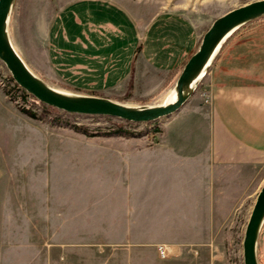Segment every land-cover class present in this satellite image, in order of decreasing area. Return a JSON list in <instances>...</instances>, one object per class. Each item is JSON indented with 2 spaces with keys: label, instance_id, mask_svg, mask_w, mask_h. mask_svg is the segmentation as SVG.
Here are the masks:
<instances>
[{
  "label": "crops",
  "instance_id": "crops-1",
  "mask_svg": "<svg viewBox=\"0 0 264 264\" xmlns=\"http://www.w3.org/2000/svg\"><path fill=\"white\" fill-rule=\"evenodd\" d=\"M178 2L70 0L53 21L48 71L82 94L115 101L127 91L140 102L171 88L201 40L196 22ZM237 29L210 63L204 91L192 92L156 138H100L114 142L113 152L90 156L98 168L113 169V183L68 186L69 202L78 201V192L87 194L84 204L98 202V224L107 222L101 204L113 201V224L128 226L117 240L159 241L171 248L168 255H181L202 241L189 236L188 227L203 224L202 212L213 219L216 209L237 207L227 186H238V198L250 194L248 170L264 166V19ZM235 177L242 180L234 182ZM174 210L181 222L174 220ZM172 224H180L187 235L171 237ZM136 225L145 231L138 234ZM257 247L264 260V222ZM65 253L59 249L57 260Z\"/></svg>",
  "mask_w": 264,
  "mask_h": 264
},
{
  "label": "rangeland",
  "instance_id": "rangeland-1",
  "mask_svg": "<svg viewBox=\"0 0 264 264\" xmlns=\"http://www.w3.org/2000/svg\"><path fill=\"white\" fill-rule=\"evenodd\" d=\"M69 1L13 0L7 31L13 46L36 75L46 76L49 79L46 83L59 91L82 94L48 71L53 21L61 6ZM246 1L249 0H179L178 3L196 22L202 36L214 18ZM262 19L264 15L259 17ZM219 51L220 48L192 83V92L197 88L204 91L208 68ZM174 85L140 102L131 99L127 91L119 101L136 106L160 103ZM17 102L28 110L20 108ZM49 115L58 117V122H50ZM166 119L163 116L144 123L105 114L50 110L15 82L0 59V264H244V230L256 192L264 180V166L248 170L251 192L244 198H238L237 185L227 186L226 194L236 197L233 204L237 207L218 208L213 219L202 212L203 224L188 226L192 229L189 236L193 234L202 241L191 244L178 256L168 255L169 249L166 257L158 256L157 245L162 244L159 241L143 244L117 240L128 226L113 224V201L101 202L100 208L106 213L104 224L97 223L102 218H98V208H94L98 202L84 204L87 194L78 192L74 194L77 202L68 201V186L82 189L86 185L113 183V169L98 168L93 161L96 158L90 156L113 152L114 142L100 138H156ZM85 137L92 139H81ZM238 180L242 179L235 177L234 182ZM173 214L174 220L179 221L180 213L176 215L174 210ZM133 227L138 234L145 231L144 226ZM152 230V237L157 238V226ZM185 230L180 224L169 227L171 237H185ZM63 248L65 257L58 261L56 255ZM256 254L258 263L264 264L258 247Z\"/></svg>",
  "mask_w": 264,
  "mask_h": 264
},
{
  "label": "water",
  "instance_id": "water-1",
  "mask_svg": "<svg viewBox=\"0 0 264 264\" xmlns=\"http://www.w3.org/2000/svg\"><path fill=\"white\" fill-rule=\"evenodd\" d=\"M13 0H0V59L15 82L39 101L66 112L105 114L134 122H149L176 113L192 94V83L214 57L228 36L241 25L264 15V0H249L232 7L213 19L201 36L197 49L179 72L173 100L149 105H130L91 94L59 91L36 75L13 46L7 31V19ZM264 222V180L256 193L242 240L244 264H259L256 248Z\"/></svg>",
  "mask_w": 264,
  "mask_h": 264
},
{
  "label": "trees",
  "instance_id": "trees-1",
  "mask_svg": "<svg viewBox=\"0 0 264 264\" xmlns=\"http://www.w3.org/2000/svg\"><path fill=\"white\" fill-rule=\"evenodd\" d=\"M260 21H261V20H259V18L254 19V20H251V21H249V22H247V23L241 25L237 30H245V29H247L249 26L254 25V24H256V23H258V22H260ZM223 46H224V44H222V46L220 47V51H221V49L223 48ZM220 51H219V52H220ZM17 103H18V102H17ZM17 105H19L20 108H22V109L28 110V109H27V106L24 105V104L22 105V104L18 103ZM46 106H47L50 110H57V108L54 107V106H52V105H48V104H46ZM28 113H29L31 116H35V113H34V112H29V111H28ZM49 118H50V122H54V123H57V122H58V117H56V116L49 115ZM149 122H150V121H149ZM149 122H146V123H149Z\"/></svg>",
  "mask_w": 264,
  "mask_h": 264
},
{
  "label": "built area",
  "instance_id": "built-area-1",
  "mask_svg": "<svg viewBox=\"0 0 264 264\" xmlns=\"http://www.w3.org/2000/svg\"><path fill=\"white\" fill-rule=\"evenodd\" d=\"M157 250L160 256L162 257H166L167 256V249H166V245L164 244H159L157 245Z\"/></svg>",
  "mask_w": 264,
  "mask_h": 264
},
{
  "label": "bare ground",
  "instance_id": "bare-ground-1",
  "mask_svg": "<svg viewBox=\"0 0 264 264\" xmlns=\"http://www.w3.org/2000/svg\"><path fill=\"white\" fill-rule=\"evenodd\" d=\"M175 96H176V91H175V89L173 87V89L171 90V92L169 94H167L166 100L163 101V102L171 101V100H173L175 98ZM166 249H170V248L168 246H166Z\"/></svg>",
  "mask_w": 264,
  "mask_h": 264
}]
</instances>
